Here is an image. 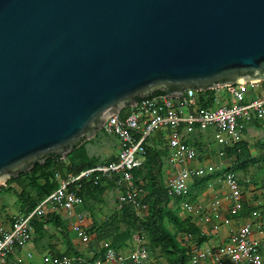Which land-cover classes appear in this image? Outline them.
I'll return each mask as SVG.
<instances>
[{
    "label": "water",
    "instance_id": "1",
    "mask_svg": "<svg viewBox=\"0 0 264 264\" xmlns=\"http://www.w3.org/2000/svg\"><path fill=\"white\" fill-rule=\"evenodd\" d=\"M262 78L264 0H0V178L139 99Z\"/></svg>",
    "mask_w": 264,
    "mask_h": 264
},
{
    "label": "built area",
    "instance_id": "2",
    "mask_svg": "<svg viewBox=\"0 0 264 264\" xmlns=\"http://www.w3.org/2000/svg\"><path fill=\"white\" fill-rule=\"evenodd\" d=\"M213 90L212 104L201 106V101L210 100L206 90L185 89L179 97L157 95L139 99L134 105L124 106L105 118L101 130L115 136L118 150L113 160L83 166L79 170L66 172L69 161L56 158L53 179L57 187L28 213L19 214L7 223H0V264H22L9 259L14 247H22L33 238L32 221L46 214L47 208H62L75 217L71 225L73 232L87 241L88 235L81 226L83 214L76 212L82 203L77 193L82 181L106 180L113 184L115 205L120 208L130 205L134 216L143 219L146 205L142 202V187L134 183V170L143 163L152 136L161 133L167 147V160L172 171L165 181L166 193L171 198H181L179 215L190 216L193 224L217 221L215 229L228 225L232 217L243 211L241 185L233 172L221 177L227 190L229 202L226 214L222 215L217 202L209 206L187 199L189 183L216 169L214 165L194 166L197 151L186 144L184 138L194 131H209L213 141L222 147L233 146L242 139L245 128L256 125L264 128V78L236 82ZM223 92V97L219 96ZM263 142L264 137L257 138ZM203 230L201 234H203ZM177 240L187 251L186 264H264V217L258 209L248 210L247 218L224 238H208L202 242L186 233H178ZM128 250L105 244L104 258L116 264H144L151 258L142 232L129 238ZM30 256V253H27ZM78 258L67 255H47L36 264H75Z\"/></svg>",
    "mask_w": 264,
    "mask_h": 264
},
{
    "label": "trees",
    "instance_id": "3",
    "mask_svg": "<svg viewBox=\"0 0 264 264\" xmlns=\"http://www.w3.org/2000/svg\"><path fill=\"white\" fill-rule=\"evenodd\" d=\"M204 92L210 95V100L207 102L201 101L202 107L212 104L214 93L213 90H206ZM192 135H195L193 136L195 138L194 141H192L191 137L186 136L184 142L189 145L198 146L199 143L196 141V138L200 133L194 131ZM95 136L96 134L93 137ZM93 137L87 141H92ZM85 143L86 141L71 152L72 157L69 159V165L64 167L65 170L73 171L74 168L85 163L91 166L102 162V160L95 157L89 158L87 156V149L83 147ZM257 147L258 152L254 154L250 152L246 140H240L233 146L223 147V151L227 156L234 157L233 163L225 171H230L234 174L239 171L246 172L248 169H254L256 173L264 172V141L258 143ZM165 154V149L148 146L143 163L134 170V182L140 184L145 192L142 202L147 206L146 216L143 219H138L134 216L130 205H123L112 213L109 222L98 225L97 228L104 230L103 234L105 236H111L112 246L118 248H126L130 236L134 232H142L146 239V246L152 252L157 251V256L164 257L168 264H186L187 251L177 240V234H190L199 242L207 239V236L200 233L199 228L191 222L189 217H179L177 209L169 205L170 198L159 179L161 167L165 161ZM55 160L56 158H51L45 161L43 165L36 164L30 172L21 173L17 177H9L6 181V186H0V192L11 190V184H16L20 188L16 196V205L19 213L26 214L30 212L40 200L57 187V183L53 179L54 170L57 167ZM40 179L42 182H38ZM210 179L211 176L209 174L196 177L188 190V198L190 200L195 199L196 195L207 185ZM238 181L239 184L245 185L244 179H238ZM105 187L112 188L113 184L104 180H99L96 183L93 180L82 181L78 194L84 200V207L92 208L94 201H101L100 196ZM178 200L179 198H175L173 203H178ZM56 219L51 214L45 218L33 220L34 231L41 234L44 230V224L52 223L54 226H57L55 225ZM119 223L124 224L123 229L117 227ZM59 225L64 226V223H59ZM65 239L67 253L79 258L80 255L74 250L69 239L67 237ZM75 264L89 263L79 258Z\"/></svg>",
    "mask_w": 264,
    "mask_h": 264
},
{
    "label": "crops",
    "instance_id": "4",
    "mask_svg": "<svg viewBox=\"0 0 264 264\" xmlns=\"http://www.w3.org/2000/svg\"><path fill=\"white\" fill-rule=\"evenodd\" d=\"M199 133L200 135L197 136L196 138V141L198 143L203 142V140L207 139L208 136H211L209 131L207 132L204 131V132H199ZM252 135H256L258 136V138L264 137V128H259L256 125H250L247 127V129H245L244 134L242 136L241 140L247 141L250 152L254 154L248 142L249 136H252ZM187 136L191 137L192 141L195 140V138L193 137L195 135L190 134ZM110 146H112V148H110ZM118 146L119 144H118L117 138L115 137V141L109 142L107 143L106 146H104L105 150L100 160H102V162L113 160L116 156ZM149 147L166 150V154L164 157L165 161L161 167V171L159 175L160 183H162V185L165 187L166 178L171 173L172 167L169 161L167 160V147H166L165 139L163 135L161 133H158L152 136V138L149 141ZM200 147L203 148L202 152L203 151L204 152L203 153L197 152L196 160L191 162V164L194 166L214 165L216 169L212 171L211 173H209V175L211 176V179L208 181L207 185L196 195L195 199L193 200H190L189 198L187 199H189V201H192L194 203L201 204L204 206H209L210 204L217 202V205H218V208L221 214L225 215L226 208L228 207L229 202L225 199V194L227 190L225 188L223 181L221 180V177L223 176L225 172H227L225 171V169L228 168L233 163L234 157L227 156L225 152L223 151V149L221 151L220 149L221 146L218 147V151L220 154L218 156L217 155L213 156V154L215 153L213 148H207L204 146H200ZM203 155H206V157ZM64 171L70 172L67 170H64ZM195 178L196 177H194L190 181L189 188L190 186H192ZM134 179H135V175H134ZM38 182H42V180L40 179ZM103 184H107V183H103ZM10 186H11V189H12V186L17 187L18 188L17 192L20 190V188L16 184H11ZM241 186H243L244 188H249V181L245 180V185L242 184ZM144 194L145 192L143 190L142 199H143ZM247 195L248 194L246 193V195L242 197L243 208H244L243 211L239 213L238 216L232 217L228 225H221L216 230L214 227L218 223L217 221L210 220L207 223L198 222L197 227L199 228L200 233L203 230L204 233L202 235H206L207 239L215 238V237H219L222 239L226 237L231 231L235 230L247 218L248 210L258 209L255 206L256 204L255 205L249 204ZM169 198H170L169 205L171 207H175L177 209L178 216L182 218V216L179 215V210H180L179 201L181 200V198H179L178 203H173L175 198H171V197ZM100 199L101 201L99 202L94 201L92 208H87V207H84L83 205L84 200L82 198V203L76 206L74 209L76 212L83 214L81 226L83 227L85 233L88 235L87 241H82L73 232L71 228V225L75 220V217L73 215L66 212L62 208H57L56 210H54L49 206L47 208L46 214H44L41 218H45L46 216H50L52 214V216L57 218L55 220V225L57 226H54L52 223L44 224L43 232L41 234H38L34 231L33 238L30 241L26 242L22 247H14L11 250V252L9 253V259H17L22 264H36L42 259L43 256L61 255V254L70 255L67 253L68 250H67L66 239H65L67 237L70 243L72 244L74 250L80 255L79 258L82 260H86L89 264H116L115 262L105 260L104 258L105 244H109L110 246H112L111 244L112 237L105 236L103 234L104 230L97 228L98 225H102L105 222H109L110 216L112 215V213L118 209V207L115 205V202H114L112 188L105 187L104 191L102 192L100 196ZM4 209L5 208H3V210ZM107 209H109V212L108 214L104 216L102 212ZM19 214L21 213H19L18 211V215ZM146 214H147V206H146ZM261 214L264 217V211H261ZM14 217L15 216H13L11 219H8V220H1L0 223L5 221L7 223L6 227L9 228V222ZM188 217L190 218V216ZM58 221L59 223L63 222L64 226L59 225ZM117 227L120 229H123L124 224L119 223ZM129 247H130V242L128 240V246L126 248H119V249H123L126 251L129 249ZM114 248H118V247H114ZM27 253H30V256H27ZM155 256L156 258H153V259L150 258L144 264H168V262L166 261L164 257L160 255L158 256L155 255ZM263 257H264V253H263Z\"/></svg>",
    "mask_w": 264,
    "mask_h": 264
},
{
    "label": "rangeland",
    "instance_id": "5",
    "mask_svg": "<svg viewBox=\"0 0 264 264\" xmlns=\"http://www.w3.org/2000/svg\"><path fill=\"white\" fill-rule=\"evenodd\" d=\"M219 96L223 97L222 91H219ZM257 138L258 136L256 135L249 136L248 142L251 146L253 153L258 152L257 144L261 143L260 141H257ZM113 141H115L114 136L109 135L105 133L103 130L99 129L96 132V136L93 137L92 141L86 140V143L84 144L83 147L87 149L88 151L87 156L89 158L95 157L100 160L105 150L104 146H106L107 143L113 142ZM200 146H204L207 148H213L215 151L213 156L220 155L218 151V147L220 146L213 141L211 136H208L207 139L203 140V142H199L198 146L193 145V147L196 149L198 153H203L204 152V151L202 152L203 148H201ZM110 148H112V146H110ZM220 149L222 151L223 147L221 146ZM203 156L206 157V155H203ZM71 157H72V154L70 153L68 154L66 159L69 160ZM253 170L254 169H248L246 172L239 171L235 173V176L238 179H244V180L249 181V188H244L243 186H241L242 197L246 195L247 193L249 204H254V205L256 204L255 206L261 212V211H264V172L256 173L255 170L254 171ZM7 180H8V177L6 176L1 177L0 186H6ZM17 190H18L17 187L12 186L11 190H8L6 192H0V221L8 220V219H11L13 216L18 215V210H17V205H16ZM3 208L5 209L3 210ZM108 212H109V209L104 210L102 213L105 216L106 214H108ZM157 254H158L157 251L151 252V259L156 258L155 255Z\"/></svg>",
    "mask_w": 264,
    "mask_h": 264
},
{
    "label": "flooded vegetation",
    "instance_id": "6",
    "mask_svg": "<svg viewBox=\"0 0 264 264\" xmlns=\"http://www.w3.org/2000/svg\"><path fill=\"white\" fill-rule=\"evenodd\" d=\"M53 158H55V157H53Z\"/></svg>",
    "mask_w": 264,
    "mask_h": 264
}]
</instances>
